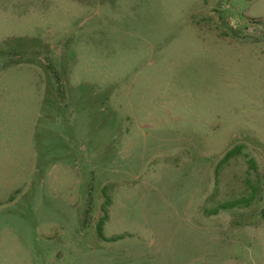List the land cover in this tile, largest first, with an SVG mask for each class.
Masks as SVG:
<instances>
[{"label": "rangeland", "instance_id": "rangeland-1", "mask_svg": "<svg viewBox=\"0 0 264 264\" xmlns=\"http://www.w3.org/2000/svg\"><path fill=\"white\" fill-rule=\"evenodd\" d=\"M0 264H264V0H0Z\"/></svg>", "mask_w": 264, "mask_h": 264}]
</instances>
